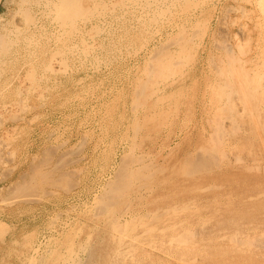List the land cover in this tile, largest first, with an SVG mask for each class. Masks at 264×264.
Segmentation results:
<instances>
[{"label": "rangeland", "instance_id": "1", "mask_svg": "<svg viewBox=\"0 0 264 264\" xmlns=\"http://www.w3.org/2000/svg\"><path fill=\"white\" fill-rule=\"evenodd\" d=\"M58 1L0 0V264H262L264 0Z\"/></svg>", "mask_w": 264, "mask_h": 264}, {"label": "bare ground", "instance_id": "2", "mask_svg": "<svg viewBox=\"0 0 264 264\" xmlns=\"http://www.w3.org/2000/svg\"><path fill=\"white\" fill-rule=\"evenodd\" d=\"M38 1V0H37ZM52 1V0H51ZM57 1V0H56ZM93 1V0H92ZM99 1V0H98ZM152 1V0H151ZM168 1V0H167ZM206 1V0H205ZM204 1V2H205ZM42 2V1H41ZM96 2V1H95ZM94 2V3H95ZM102 2V1H101ZM128 2V1H127ZM34 3H36V2H34ZM45 3V2H44ZM52 3V2H51ZM86 3V0H59L57 3H56V5H57V14H58V18H59V20H60V22L62 23V25H75L76 24V21L77 20H79V19H82L83 21H85V20H88L91 16L90 15H92L93 13H94V11L93 10H96L95 9V7H94V9L93 10H91V9H88V8H86L85 7V4ZM106 3V2H105ZM259 4H260V2H258ZM263 3V2H262ZM26 4V3H25ZM27 4H29V2L27 3ZM36 4H38V3H36ZM102 4V3H101ZM48 5V4H47ZM99 5V4H98ZM22 6H23V4H22ZM258 6V5H257ZM26 7V6H25ZM44 7V6H43ZM42 8V7H41ZM48 8V7H47ZM259 8V7H258ZM30 9H32V8H30ZM21 10H23V7H22V9ZM25 10V9H24ZM53 10V9H52ZM104 10V9H103ZM227 10V9H226ZM264 10V9H263ZM44 11H45V9H44ZM56 11V10H55ZM97 11V13H99V14H101L102 12L100 11V10H96ZM187 11V10H186ZM261 11V10H260ZM39 12V11H38ZM44 13V12H43ZM96 13V12H95ZM194 13V12H193ZM47 14V13H46ZM49 14V13H48ZM25 15H27L26 13H25ZM41 15V14H40ZM45 15V14H44ZM56 15V14H55ZM102 15V14H101ZM104 15V14H103ZM20 17V16H19ZM27 17H28V15H27ZM30 17H33V15L32 16H30ZM30 17H28V18H30ZM42 17H43V15H42ZM49 17V16H48ZM55 17V16H54ZM50 18V17H49ZM57 18V17H56ZM56 18H54V19H56ZM35 19V18H34ZM38 19V18H37ZM47 19V18H46ZM264 19V18H263ZM22 20V19H21ZM57 20V19H56ZM50 21V20H49ZM29 22V21H28ZM31 22V21H30ZM53 22V21H52ZM80 22L82 23V21L80 20ZM260 22V21H259ZM55 23H56V21H55ZM85 23H86V21H85ZM264 23V22H263ZM197 24V23H196ZM260 24V23H259ZM262 24V23H261ZM78 25H80V24H78ZM263 25V24H262ZM34 26V25H33ZM36 26V25H35ZM76 26V25H75ZM6 27V26H5ZM27 27V26H26ZM46 26H44V28H45ZM62 27V26H61ZM84 27V26H83ZM262 27H264V26H262ZM13 28V27H12ZM17 28V27H16ZM15 28V29H16ZM42 28V27H41ZM58 28H60L59 27V25H58ZM79 28V27H78ZM98 28V27H97ZM259 28H261V27H259ZM7 29V28H6ZM39 29H40V27H39ZM69 29H70V27H69ZM178 29V28H177ZM28 30V29H27ZM45 30V29H44ZM58 30V29H57ZM183 30V29H182ZM9 31V30H8ZM21 31H22V29H21ZM62 31V30H61ZM87 31V30H86ZM125 31H127V30H125ZM261 31V30H260ZM47 32V31H46ZM80 32V31H79ZM90 32V31H89ZM178 32V31H177ZM180 32V31H179ZM182 32V31H181ZM43 33V32H42ZM55 33V32H54ZM63 33V32H62ZM66 33V32H65ZM75 34H76V32H74ZM97 33V32H96ZM189 33V32H188ZM4 34V33H3ZM16 34V33H15ZM49 34V33H48ZM52 34V33H51ZM68 34V33H67ZM260 34H261V32H260ZM25 35V34H24ZM33 35H35V34H33ZM32 35V36H33ZM81 35V34H80ZM263 35V34H262ZM1 36V35H0ZM16 36V35H15ZM19 36H20V33H19ZM30 36V35H29ZM40 36V35H39ZM44 36V35H43ZM89 36V35H88ZM193 36V35H192ZM191 36V37H192ZM5 37V36H4ZM42 37V36H41ZM58 37V36H57ZM56 37V38H57ZM69 37V36H68ZM174 37V36H173ZM16 38V37H15ZM15 38H14V40H15ZM18 38V37H17ZM23 38H26L25 36L23 37ZM30 38V37H29ZM28 38V39H29ZM45 38V37H44ZM66 38V37H65ZM169 38V37H168ZM181 38V37H180ZM198 38V37H197ZM38 39H39V37H38ZM48 39V38H47ZM86 39V38H85ZM176 39V38H175ZM262 39V38H261ZM8 40V39H7ZM17 40V39H16ZM27 40V39H26ZM32 40V39H31ZM49 40V39H48ZM59 40V39H58ZM68 40H71V39H68ZM178 40V39H177ZM183 40V39H182ZM4 41V40H3ZM21 41V40H20ZM61 41V40H60ZM65 41V40H64ZM87 41H89V40H86V42ZM174 41V40H173ZM189 41V40H188ZM260 41V40H259ZM263 41V40H262ZM5 42V41H4ZM31 42V41H30ZM34 42V41H33ZM186 42V41H185ZM202 42V41H201ZM10 43V42H9ZM8 43V44H9ZM12 43H13V41H12ZM25 43V42H24ZM56 43V42H55ZM173 43V42H172ZM7 44V43H6ZM27 44V43H26ZM30 44V43H29ZM47 44H49V43H47ZM65 44V43H64ZM74 44V43H73ZM76 44V43H75ZM33 45V44H32ZM36 45V44H35ZM67 45H69V44H67ZM71 45V44H70ZM77 45V44H76ZM196 45V44H195ZM28 46V45H27ZM44 46V45H43ZM54 46V45H53ZM83 46V45H82ZM57 47V46H56ZM56 47H54V49H56ZM59 47V46H58ZM65 47H66V45H65ZM68 47V46H67ZM71 47V46H70ZM69 47V48H70ZM75 47V46H74ZM147 47V46H146ZM193 47V46H192ZM227 47V46H226ZM257 47H259V45L257 46ZM8 48V47H7ZM10 48V47H9ZM63 48V47H62ZM89 48V47H88ZM103 48V47H102ZM163 48V47H162ZM6 49V48H5ZM24 49V48H23ZM60 49V48H59ZM106 49V48H105ZM196 49V48H195ZM27 50V49H26ZM28 50H30L29 49V47H28ZM49 50V49H48ZM61 50H63V49H61ZM67 50V49H66ZM187 50V49H186ZM7 51H9V50H7ZM14 51V50H13ZM69 51V50H68ZM71 51V50H70ZM228 51H229V49H228ZM261 51H262V49H261ZM18 52V51H17ZM31 52H32V50H31ZM53 52V51H52ZM55 52V51H54ZM64 52V51H63ZM174 52V51H173ZM69 53V52H68ZM171 53V52H170ZM179 53H180V51H179ZM262 53H263V51H262ZM4 54V53H3ZM13 54V53H12ZM25 54V53H24ZM35 54V53H34ZM53 54V53H52ZM61 54H64V53H61ZM60 54V55H61ZM154 54V53H153ZM187 54V53H186ZM192 54V53H191ZM244 54V53H243ZM264 54V53H263ZM51 55V54H50ZM112 55V54H111ZM195 55V54H194ZM43 56V55H42ZM53 56H54V54H53ZM62 56V55H61ZM78 56V55H77ZM52 57V55L50 56V58ZM150 57V56H149ZM99 58V57H98ZM232 59H233V57H231ZM259 58V57H258ZM11 59V58H10ZM19 59V58H18ZM245 59V58H244ZM264 59V58H263ZM53 59H51V61H52ZM35 61V60H34ZM37 61V60H36ZM55 61V60H54ZM65 61V60H64ZM150 61V60H149ZM262 61V60H261ZM49 62H50V60H49ZM65 62H67V61H65ZM215 62V61H214ZM250 62V61H249ZM3 63H5V62H3ZM82 63V62H81ZM257 63H258V61H257ZM43 64H45V63H43ZM78 64V63H77ZM150 64V63H149ZM250 64H251V62H250ZM263 64V63H262ZM52 65V64H51ZM49 66V65H48ZM91 66V65H90ZM235 66V65H234ZM242 66H244V64L242 65ZM242 66H241V69H242ZM45 67V66H44ZM80 67V66H79ZM254 67V66H253ZM110 68V67H109ZM257 68V67H256ZM35 69V68H34ZM60 69V68H59ZM220 69V68H219ZM85 70H87V68L85 69ZM164 70V69H163ZM262 70V69H261ZM152 71V70H151ZM254 71H256V70H254ZM258 71V70H257ZM260 71V70H259ZM174 72V71H173ZM209 73V72H208ZM222 73V72H221ZM245 73V72H244ZM33 74V73H32ZM170 74V73H169ZM240 74V73H239ZM252 74H253V72H252ZM255 74V73H254ZM263 74V73H262ZM256 75V74H255ZM254 75V76H255ZM32 76V75H31ZM264 76V75H263ZM143 77V76H142ZM231 77V76H230ZM240 77V76H239ZM249 77H251V76H249ZM244 78H245V76H244ZM253 78H255V77H253ZM258 78V77H257ZM232 79V78H231ZM246 79V78H245ZM262 79V78H261ZM221 80V79H220ZM230 80V79H229ZM260 80V79H259ZM264 80V79H263ZM219 81V80H218ZM243 81V80H242ZM78 82V81H77ZM104 82V81H103ZM245 82V81H244ZM251 82V81H250ZM220 83V82H219ZM241 83V82H240ZM248 83V82H247ZM246 83V84H247ZM260 83H264L263 81L262 82H260ZM228 84V83H227ZM226 84V85H227ZM242 84V83H241ZM244 84V83H243ZM249 84V83H248ZM247 84V85H248ZM228 85H231V84H228ZM255 85H257V84H255ZM258 85H261V84H258ZM257 85V86H258ZM263 85V84H262ZM222 86V85H221ZM236 86V85H235ZM250 86H251V84H250ZM253 86H254V84H253ZM76 87V86H75ZM143 87V86H142ZM148 87V86H147ZM248 87V86H247ZM252 87V86H251ZM259 87V86H258ZM261 87V86H260ZM230 88V87H229ZM245 88V87H244ZM263 88V87H262ZM93 89H94V87H93ZM233 89V88H232ZM231 89V92H233V90ZM236 89V88H235ZM250 89V88H249ZM223 90H224V88H223ZM230 90V89H229ZM241 90H242V88H241ZM245 90V89H244ZM235 91V90H234ZM252 91H253V89H252ZM256 91V90H255ZM254 91V92H255ZM263 91V90H262ZM143 92H144V90H143ZM221 92V91H220ZM249 92V91H248ZM253 92V93H254ZM258 92V91H257ZM225 93V92H224ZM238 93V92H237ZM247 93V92H246ZM256 93V92H255ZM260 93V92H259ZM258 93V94H259ZM248 94H250V93H248ZM262 94V93H261ZM215 95V94H214ZM218 95V94H217ZM224 95V94H223ZM234 95H235V93H234ZM239 95V94H238ZM252 95V94H251ZM37 96V95H36ZM263 95H261V97H262ZM221 97H223V96H221ZM221 97H220V99H221ZM226 97V96H225ZM230 97V96H229ZM251 97V96H250ZM37 98V97H36ZM235 98V97H234ZM255 98H256V96H255ZM236 99H238V98H236ZM235 99V100H236ZM239 99H240V97H239ZM210 100V99H209ZM212 100V99H211ZM217 100V99H216ZM222 100V99H221ZM233 100V99H232ZM231 100V101H232ZM261 100V99H260ZM264 100V99H263ZM213 101H215V99L213 100ZM247 102H248V100H246ZM245 101V102H246ZM241 104V103H240ZM262 104V103H261ZM236 106V105H235ZM231 109V108H230ZM229 109V110H230ZM225 110V109H224ZM227 110V109H226ZM231 111H232V109H231ZM235 113V112H234ZM223 115V114H222ZM224 115H226V114H224ZM227 116V115H226ZM219 117L220 116H218L216 119H218L219 120ZM222 117V116H221ZM254 118H255V116H254ZM237 120V119H236ZM215 121H217V120H215ZM219 122V121H218ZM221 123V122H220ZM230 123V122H229ZM240 123V122H239ZM216 124V123H215ZM252 124H254L255 125V123L253 122ZM251 124V125H252ZM224 126V125H223ZM226 127V126H225ZM257 127V126H256ZM213 128V127H212ZM215 128V127H214ZM217 128V127H216ZM221 131H222V129H220ZM238 130V129H237ZM230 131V130H229ZM235 131H236V129H235ZM214 133V132H213ZM249 134L251 133V132H248ZM257 136V135H256ZM218 137H219V135H218ZM259 137H260V135H259ZM220 138V137H219ZM218 138V139H219ZM223 138V137H222ZM224 139V138H223ZM217 140V139H216ZM215 140V141H216ZM219 140H221L222 141V139H219ZM253 140H255V139H253ZM238 142V141H237ZM134 145V144H133ZM241 145V144H240ZM239 145V146H240ZM242 146V145H241ZM236 148H237V146H236ZM239 148V147H238ZM250 148V147H249ZM249 148H247V149H249ZM259 150V149H258ZM202 152V151H201ZM223 152V151H222ZM201 154V153H200ZM203 154V153H202ZM208 154V153H207ZM215 154V153H214ZM192 155V154H191ZM209 156V155H208ZM239 156V155H238ZM204 157H206V156H204ZM212 157V156H211ZM216 157V156H215ZM214 156H213V158H215ZM210 158V157H209ZM217 158V157H216ZM256 158V157H255ZM76 160V159H75ZM198 160V159H197ZM205 160H206V158H205ZM217 161V160H216ZM140 162V161H139ZM145 162V161H144ZM198 162H199V160H198ZM197 162V163H198ZM192 163V162H191ZM195 163V162H194ZM200 163V162H199ZM219 163V162H218ZM236 163V162H235ZM128 164V163H127ZM152 164V163H151ZM150 165V164H149ZM148 165V166H149ZM180 165V164H179ZM188 165H189V163H188ZM201 165V164H200ZM137 167V166H136ZM141 167V166H140ZM153 167V166H152ZM207 167V166H206ZM129 168V167H128ZM183 168V167H182ZM190 168V167H189ZM196 168H198V166L196 167ZM124 169V168H123ZM123 169H121V170H123ZM161 169V168H160ZM164 169V168H163ZM192 169V168H191ZM194 169H195V167H194ZM141 170H143V169H141ZM152 170V169H151ZM181 170V169H180ZM187 170H188V168H187ZM193 170V169H192ZM256 170V169H255ZM126 171V170H125ZM165 171V170H164ZM172 171V170H171ZM247 171V170H246ZM133 173V172H132ZM158 173V172H157ZM251 173V172H250ZM175 174V173H174ZM184 174V173H183ZM197 176V175H196ZM117 177V176H116ZM147 178V177H146ZM153 178V177H152ZM142 179V178H141ZM246 180V179H245ZM243 181V180H242ZM241 182V181H240ZM148 187V186H147ZM203 187V186H202ZM215 187V186H214ZM21 188V187H20ZM119 188V187H118ZM146 188V187H145ZM138 189V188H137ZM147 189V188H146ZM108 190V189H107ZM150 190V189H149ZM252 190V189H251ZM260 190V189H259ZM261 190H262V188H261ZM113 191V190H112ZM136 191V190H135ZM143 191V190H142ZM150 191H152V190H150ZM149 191V192H150ZM264 191V190H263ZM121 192V191H120ZM146 192V191H145ZM144 192V193H145ZM173 192V191H172ZM194 192V191H193ZM204 192H207V191H204ZM248 192V191H247ZM262 192V191H261ZM148 193V192H147ZM132 194V193H131ZM139 194V193H138ZM151 194V193H150ZM172 194V193H171ZM201 194V193H200ZM257 194V193H256ZM259 194H260V191H259ZM121 195H123V194H121ZM128 196V195H127ZM146 196V195H145ZM163 196H164V194H163ZM177 196V195H176ZM209 196V195H208ZM131 197V196H130ZM101 198V197H100ZM129 198V197H128ZM143 198V197H142ZM260 198V197H259ZM258 198V199H259ZM263 199H264V197H263ZM103 200V199H102ZM107 200V199H106ZM105 200V201H106ZM128 200V199H127ZM257 200V199H256ZM124 201V200H123ZM126 201V200H125ZM166 201H168V199L166 200ZM165 201V202H166ZM231 201V200H230ZM246 201V200H245ZM249 201V200H248ZM260 201V200H259ZM259 201H257V204H258V202ZM263 201V200H262ZM255 202V201H254ZM102 203H104V202H102ZM176 203V202H175ZM259 203H261V202H259ZM168 204V203H167ZM103 205V204H102ZM101 204H100V206H102ZM107 205H108V203H107ZM106 205V206H107ZM260 205L261 204H259V206H258V208L260 207ZM96 206H98V205H96ZM109 206V205H108ZM222 206V205H221ZM224 206V205H223ZM251 207H252V205H250ZM257 206V205H256ZM105 207V206H104ZM263 207V206H262ZM222 208V207H221ZM257 208V207H256ZM177 209V208H176ZM175 209V210H176ZM226 209V208H225ZM104 210H105V208H104ZM149 210H150V208H149ZM216 210V209H215ZM218 210V209H217ZM227 210V209H226ZM110 211V210H109ZM161 211V210H160ZM159 211V212H160ZM206 211V210H205ZM259 211V210H258ZM189 212V211H188ZM218 212V211H217ZM255 213V212H254ZM260 213V212H259ZM161 214H163L164 215V213H162L161 212ZM256 214V213H255ZM109 215V214H108ZM117 215V214H116ZM201 215V214H200ZM216 215V214H215ZM252 215H254V214H252ZM158 216H160V214L158 215ZM157 216V217H158ZM190 216V215H189ZM212 216V215H211ZM210 216V217H211ZM259 216H260V214H259ZM104 217V216H103ZM156 217V216H155ZM262 217V216H261ZM264 217V216H263ZM177 218V217H176ZM221 218V217H220ZM260 218V217H259ZM115 219V218H114ZM167 219V218H166ZM214 219H217V218H214ZM219 219V218H218ZM222 219V218H221ZM155 220V219H154ZM203 220H205V219H203ZM241 220V219H240ZM246 220V219H245ZM252 220H254V219H251V221ZM260 220V219H259ZM97 221V220H96ZM107 221V220H106ZM153 221V220H152ZM237 221H238V219H237ZM249 221V220H248ZM99 222V221H98ZM101 222V221H100ZM109 221H107V223H108ZM110 222H112V221H110ZM119 222V221H118ZM144 222V221H143ZM247 222V221H246ZM172 223V222H171ZM225 223V222H224ZM145 224V223H144ZM148 224V223H147ZM206 224V223H205ZM226 224V223H225ZM245 224V223H244ZM96 225H98V224H96ZM112 225L114 226L113 228H114V231H116V233H115V239H117V243H118V248H117V256H124L125 254H129V253H131L133 250H134V248H135V242L137 241V238H135V236L134 235H130V233H125L124 231H123V229H122V227L121 226H119V225H117V223L116 222H112ZM111 225V226H112ZM141 225V224H140ZM162 225V224H161ZM240 225H241V223H240ZM125 226V225H124ZM142 226V225H141ZM145 226V225H144ZM222 226V225H221ZM229 226H230V224H229ZM234 226V225H233ZM243 226V225H242ZM249 226V225H248ZM247 226V227H248ZM95 227V226H94ZM104 227V226H103ZM127 227V226H126ZM130 227V226H129ZM227 227V226H226ZM96 228V227H95ZM105 228V227H104ZM177 228V227H176ZM208 228V227H207ZM230 228H232V227H230ZM245 228V227H244ZM97 229V228H96ZM109 229V228H108ZM197 229H198V227H197ZM157 230V229H156ZM165 230V229H164ZM200 230V229H199ZM246 230V229H245ZM170 231V230H169ZM238 231V230H237ZM174 232V231H173ZM246 232V231H245ZM105 233V232H104ZM175 233V232H174ZM210 233V232H209ZM219 233V232H218ZM225 233V232H224ZM222 234H223V232H222ZM233 234V233H232ZM92 235V234H91ZM199 235V234H198ZM213 235V234H212ZM248 235V234H247ZM258 235V234H257ZM264 235V234H263ZM29 236V235H28ZM106 236H108V235H106ZM178 236V235H177ZM214 236V235H213ZM249 236V235H248ZM256 236V235H255ZM91 237V236H90ZM89 237V238H90ZM110 237V236H109ZM113 237V236H112ZM165 237V236H164ZM167 237V236H166ZM183 237V236H182ZM191 237V236H190ZM224 237V236H223ZM230 237H233L232 235L230 236ZM243 237V236H242ZM173 238H175V237H173ZM178 238V237H177ZM209 238V237H208ZM248 238V237H247ZM256 238V237H255ZM150 239V238H149ZM172 239V238H171ZM185 239V238H184ZM184 239H182V241L184 240ZM227 239V238H226ZM241 239V238H240ZM143 240V239H142ZM221 240V239H220ZM232 240V239H231ZM230 239H229V242L231 241ZM237 240V239H236ZM236 240H233V241H236ZM246 240V239H245ZM249 240V239H248ZM106 241H107V239H106ZM173 241V240H172ZM171 241V242H172ZM178 241H179V239H178ZM213 241H215V240H213ZM78 242V241H77ZM93 242V241H92ZM181 242V241H180ZM186 242V241H185ZM184 242V243H185ZM207 242V241H206ZM205 242V243H206ZM228 242V243H229ZM238 242V241H237ZM240 242V241H239ZM248 242V241H247ZM106 243V242H105ZM161 243V242H160ZM174 243V242H173ZM203 243V242H202ZM214 243V242H213ZM224 243H226V242H224ZM231 243V242H230ZM233 243V242H232ZM76 244V243H75ZM74 244V245H75ZM87 244V243H86ZM92 244V243H91ZM162 244H163V242H162ZM168 244H170V243H168ZM178 244V243H177ZM180 244V243H179ZM19 245V244H18ZM88 245V244H87ZM157 245V244H156ZM159 245V244H158ZM166 245V244H165ZM255 245V244H254ZM258 245V244H257ZM73 246V245H72ZM84 246V245H83ZM154 246V245H153ZM160 246V245H159ZM167 246V245H166ZM173 246V245H172ZM185 246V245H184ZM191 246V245H190ZM230 246V245H229ZM38 247V246H37ZM108 247V246H107ZM176 247V246H175ZM192 247V246H191ZM205 247V246H204ZM215 247V246H214ZM222 247H224V245L222 246ZM222 247H220V248H222ZM232 247V246H231ZM241 247V246H240ZM246 247V246H245ZM244 247V248H245ZM262 247V246H261ZM88 248V247H87ZM168 248V247H167ZM170 248V247H169ZM180 248V247H179ZM219 248V249H220ZM233 248H234V246H233ZM255 248V247H254ZM81 249V248H80ZM108 249V248H107ZM112 249V248H111ZM173 249V248H172ZM208 249V248H207ZM206 249V250H207ZM224 249V248H223ZM229 249H231V250H234V249H232V248H229ZM247 249H249V248H246V252H247ZM253 249V248H252ZM256 249V248H255ZM262 249V248H261ZM45 250H47V249H45ZM95 250V249H94ZM147 250V249H146ZM160 251H161V249H159ZM174 250H175V248H174ZM226 250V249H225ZM165 251V250H164ZM170 251V250H169ZM213 251V250H212ZM215 251H216V249H215ZM230 251V250H229ZM237 251V250H236ZM236 251H234V252H236ZM242 251V250H241ZM261 251V250H260ZM264 251V250H263ZM18 252V251H17ZM84 252V251H83ZM82 252V253H83ZM110 252V251H109ZM217 252V254L218 255H220L221 253L217 250L216 251ZM220 254H219V253ZM227 252V251H226ZM231 252V251H230ZM229 252V253H230ZM77 253L78 252H74V250L71 248V247H69L68 248V250H67V255H66V257H64V259H63V261H62V264H77V262H78V255H77ZM112 253V252H111ZM152 253V252H151ZM177 253V252H176ZM206 253V252H205ZM213 252H211V254H212ZM228 253V252H227ZM226 253V254H227ZM228 253V254H229ZM239 253L241 254L242 252H240V250H239ZM249 253H250V251H249ZM248 252H247V254H249ZM66 254V253H65ZM84 254V253H83ZM186 254V253H185ZM193 254V253H192ZM191 254V255H192ZM214 254V253H213ZM223 254V253H222ZM230 254H232V253H230ZM239 254V255H240ZM244 254V256L246 255L245 253H243ZM243 254H241V255H243ZM94 255V254H93ZM173 255V254H172ZM234 255V254H233ZM240 255V256H241ZM65 256V255H64ZM232 256V255H231ZM236 256V255H235ZM237 256H238V252H237ZM244 256H241V260H242V258H244ZM40 257H42V256H40ZM47 257V256H46ZM45 257V258H46ZM88 257V256H87ZM112 257V256H111ZM125 257H128V256H125ZM177 257V256H176ZM207 257V256H206ZM209 257V256H208ZM223 257V256H222ZM221 257V258H222ZM239 257V256H238ZM36 258V257H35ZM63 258V257H62ZM80 258V257H79ZM86 258V257H85ZM113 258H114V256H113ZM180 258V257H179ZM200 258V257H199ZM220 258V259H221ZM260 258V257H259ZM29 259V258H28ZM43 259V258H42ZM118 258H116V260H117ZM140 259H142V258H140ZM156 259V258H155ZM229 259V258H228ZM239 259V261H241ZM252 259V258H251ZM25 260V259H24ZM83 260H84V258H83ZM90 260H92V259H90ZM132 260V259H131ZM210 260V259H209ZM212 260V259H211ZM221 260H223V259H221ZM231 260V259H230ZM229 260V261H230ZM238 260V259H237ZM253 260V259H252ZM33 261L34 260H32V263H33ZM89 261V260H88ZM152 261V260H151ZM179 261V260H178ZM189 261V260H188ZM234 261V260H233ZM233 261L231 260V262L233 263ZM257 261V259L255 260V262ZM260 261V260H259ZM45 262V261H44ZM81 262V261H80ZM91 262V261H90ZM127 262H128V260H127ZM126 262V263H127ZM147 263L146 264H148V262H149V259H148V261H146ZM196 262H198V261H196ZM214 262V261H213ZM218 262V261H217ZM248 262V261H247ZM247 262H246V264H247ZM25 263V262H24ZM31 263V262H30ZM83 263V262H82ZM130 263H132V262H130ZM145 263V262H144ZM143 263V264H144ZM151 263V262H150ZM149 263V264H150ZM200 263V262H199ZM221 263V262H220ZM236 263V262H235ZM248 263H250V262H248ZM264 262H262V264H263ZM87 264V263H86ZM90 264V263H89ZM116 264V263H115ZM166 264V263H165ZM211 264V263H210ZM236 264H238V263H236Z\"/></svg>", "mask_w": 264, "mask_h": 264}]
</instances>
